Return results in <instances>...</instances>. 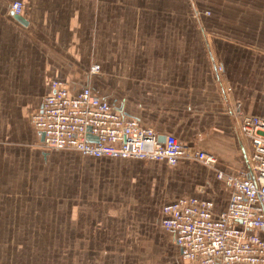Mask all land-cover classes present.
Returning a JSON list of instances; mask_svg holds the SVG:
<instances>
[{"label":"crops","instance_id":"obj_1","mask_svg":"<svg viewBox=\"0 0 264 264\" xmlns=\"http://www.w3.org/2000/svg\"><path fill=\"white\" fill-rule=\"evenodd\" d=\"M14 2L26 5V23L10 12ZM196 4L212 10L202 31ZM200 31L221 35L215 47H201ZM95 64L101 70L90 76ZM56 80L72 92L90 86L125 118L217 157L213 168L66 156L92 165L81 168L74 197L66 181L59 187L60 223L77 230L78 264H196L180 257L162 208L184 197L211 200L215 212L228 207L232 189L217 173L242 176L250 153L234 103L264 117V0H0V264L5 243H15L11 264H67L66 234L53 253L50 242L17 235L48 222L46 199H30L35 176L43 179L52 151L70 152L44 148L32 123Z\"/></svg>","mask_w":264,"mask_h":264},{"label":"built area","instance_id":"obj_2","mask_svg":"<svg viewBox=\"0 0 264 264\" xmlns=\"http://www.w3.org/2000/svg\"><path fill=\"white\" fill-rule=\"evenodd\" d=\"M26 5H10L13 15H21ZM222 70V67H218ZM92 65L90 76L100 72ZM41 111L32 118L35 128L44 133L42 145L49 150H75L93 157L163 160L176 166L181 159L199 161L215 167L217 157L202 148L164 136L125 118L90 86L72 92L63 81L51 83ZM239 132L249 143L246 170L237 177L218 171L219 179L231 187L226 210L215 212L211 200L180 198L163 206L162 225L175 235L180 257L196 264H264V117L244 113L234 103Z\"/></svg>","mask_w":264,"mask_h":264},{"label":"rangeland","instance_id":"obj_3","mask_svg":"<svg viewBox=\"0 0 264 264\" xmlns=\"http://www.w3.org/2000/svg\"><path fill=\"white\" fill-rule=\"evenodd\" d=\"M196 10H198L199 13L198 12L196 13L195 12ZM195 11L193 10L192 12L195 13L194 17L196 19V23H198L197 27L199 28V30L202 31L201 16H210L212 14V10L201 9V8L199 9L198 5L196 4ZM201 33H202L201 36H203L204 34L203 37H205V38L201 37V43H202V44L200 43L201 47H215L216 40L219 37H221V35H218L213 32H210V33L201 32ZM188 37L189 36H187L186 38L188 39ZM194 42H195V47H198L197 37H194ZM69 151L70 152L52 151L53 153L51 156L53 155L54 156L51 158L52 160L49 162V164L45 165V174L43 176V179L37 181V175L35 176V189L36 191H39V192H38V195H33L30 197V199L34 198V202H33L34 204L46 199V202L44 205L48 207V212H45L43 215L45 216L44 219H47L48 222L44 223L45 226L43 227L42 226L40 227H19L17 230V235L20 241L22 240L21 238L22 235H31L38 239H44L48 243L50 242V245H49L51 247L50 252L53 253L54 248L57 249L59 248V246H62L60 245V236L66 234L67 243L65 244V247H66V253H67V257H66L67 264H78L81 253L79 249L76 250V248H78V245L77 246L75 245L74 238H73L77 230L73 227V228H67L66 231L64 232V227L62 226V223H60L58 209L60 205V196L61 195L63 196V192H64L60 188H62L61 187L62 183L66 181L68 193L70 194L72 193L70 196L74 197V194H73L74 188H75L74 182L77 177H80L78 176V174L81 172V168H83L86 165L91 170L92 165L89 162L87 164L79 163L75 159L65 158L66 156H71V157L80 156L79 154L80 152L78 151H75V150H69ZM83 188H86V187H83ZM69 189L71 190L69 191ZM37 220H41L42 223L44 222L41 219V217H39ZM20 223H21V214H20ZM78 234L84 236V234H86L85 229H78ZM48 238L50 240H48ZM14 244L11 245L9 243H5L4 245H2L4 247V251L3 253H1L3 264H11V262L14 261L13 259L15 258V255L14 253H12L13 252L12 247L14 246ZM17 246L19 249V256H21L22 254L24 255L27 254L28 252L27 246L23 248L22 245H19V243ZM81 246L85 247V244H82ZM31 248L32 246L29 247L28 245L29 251L31 250ZM40 251L42 252V250ZM83 251L84 250L81 249V252ZM55 264H57V257L55 259Z\"/></svg>","mask_w":264,"mask_h":264},{"label":"water","instance_id":"obj_4","mask_svg":"<svg viewBox=\"0 0 264 264\" xmlns=\"http://www.w3.org/2000/svg\"><path fill=\"white\" fill-rule=\"evenodd\" d=\"M19 21L26 23V20L24 18H22L20 15H16L15 16ZM42 140H44V133H42ZM160 140L163 141L164 140V136L160 137Z\"/></svg>","mask_w":264,"mask_h":264}]
</instances>
